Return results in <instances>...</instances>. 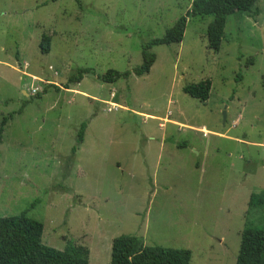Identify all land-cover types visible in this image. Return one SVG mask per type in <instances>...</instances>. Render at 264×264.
<instances>
[{
    "label": "rangeland",
    "instance_id": "rangeland-1",
    "mask_svg": "<svg viewBox=\"0 0 264 264\" xmlns=\"http://www.w3.org/2000/svg\"><path fill=\"white\" fill-rule=\"evenodd\" d=\"M193 2L0 0V121L30 100L0 142V216L27 212L45 244L85 245L90 264H110L121 234L236 264L242 230L264 226L249 205L264 190V0L257 18L228 16L219 52L213 16L191 14L181 43L153 47L149 73L100 78L141 64ZM79 67L92 70L70 82ZM202 80L207 100L184 92Z\"/></svg>",
    "mask_w": 264,
    "mask_h": 264
},
{
    "label": "trees",
    "instance_id": "trees-1",
    "mask_svg": "<svg viewBox=\"0 0 264 264\" xmlns=\"http://www.w3.org/2000/svg\"><path fill=\"white\" fill-rule=\"evenodd\" d=\"M257 2L258 0H194L191 10L180 16L162 37L153 38L144 44L141 64L125 71L109 69L100 78L103 81L114 82L121 77L128 78L132 74L142 76L149 73L157 60V53L153 47L181 43L191 14L213 16L208 24L206 36L208 48L215 53L219 52L228 16L239 14L257 18L260 14ZM51 41V35L46 33L42 35L39 44L42 53L50 52ZM91 70L89 67H79L77 73L70 77V82L79 83L84 74ZM239 77L242 78L241 73ZM210 88L211 81L202 80L185 84L183 90L190 96L205 101L210 96ZM36 96L39 98L41 94L38 93ZM29 102L30 100H25L17 112L3 116L0 121V142L9 119L13 118L14 114L21 113ZM86 126L87 122L84 121L78 131L77 145L72 149L74 154L84 141ZM249 205L264 206V190L253 193ZM43 231V222L30 217L27 212L0 216V264H90V249L87 246L70 241L69 246L63 250L54 248L43 242ZM191 259L190 249L146 245L134 234H121L113 239L110 264H191ZM236 264H264V226H248L242 230Z\"/></svg>",
    "mask_w": 264,
    "mask_h": 264
},
{
    "label": "water",
    "instance_id": "water-1",
    "mask_svg": "<svg viewBox=\"0 0 264 264\" xmlns=\"http://www.w3.org/2000/svg\"><path fill=\"white\" fill-rule=\"evenodd\" d=\"M223 114H224V118H226V112H225V111H224V113H223Z\"/></svg>",
    "mask_w": 264,
    "mask_h": 264
}]
</instances>
